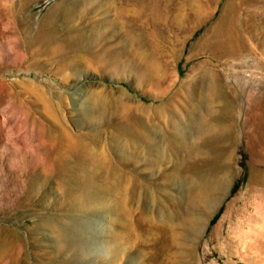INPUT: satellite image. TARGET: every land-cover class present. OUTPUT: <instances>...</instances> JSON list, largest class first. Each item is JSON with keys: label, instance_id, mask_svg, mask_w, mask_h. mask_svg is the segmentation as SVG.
<instances>
[{"label": "rangeland", "instance_id": "rangeland-1", "mask_svg": "<svg viewBox=\"0 0 264 264\" xmlns=\"http://www.w3.org/2000/svg\"><path fill=\"white\" fill-rule=\"evenodd\" d=\"M69 1L0 0V264H264V0H78L82 10L68 21ZM223 14L247 48L235 60L200 46ZM42 25L50 37L39 38ZM94 29L103 36L91 45ZM206 69L245 85L235 101L231 166L219 173L228 177L226 191L200 211L187 183L165 182L176 156L147 171L121 160L111 135H126L123 103L148 108L155 122L154 108L166 99L177 111L187 107V87ZM86 109L96 110L90 119ZM72 137L85 139L90 157L117 164L124 184L135 179L139 193H153L140 224L141 196L130 203L136 240L118 259L100 240L107 228L127 232L122 203L110 195L112 211L97 201L87 208L64 187L68 176L58 165L75 162ZM189 168L180 171L191 176ZM191 212L202 216L198 232ZM149 220L165 226V244Z\"/></svg>", "mask_w": 264, "mask_h": 264}, {"label": "bare ground", "instance_id": "bare-ground-1", "mask_svg": "<svg viewBox=\"0 0 264 264\" xmlns=\"http://www.w3.org/2000/svg\"><path fill=\"white\" fill-rule=\"evenodd\" d=\"M79 5L78 0L69 1L63 5L68 21H73L76 14L81 12ZM79 31L82 30L79 29ZM91 32L92 34L88 36L92 45L97 40H101L103 35L97 29ZM51 34L42 25L38 35L39 38H48ZM237 38L228 14H223L213 36L203 39L200 46L204 51L220 48L225 58L232 57L235 60L247 52V48ZM119 61H114L112 65L118 66ZM244 85H237L235 81L227 83L224 73L206 69L200 75L198 82L193 80L191 86L187 87V107H182L177 111L171 101L166 99L161 106L154 108L158 116L155 119L159 122H155L148 114V108L138 105L132 107L128 103H123L122 113L125 118L122 120L120 129L126 135L122 136L118 132L111 135L114 144L111 143L117 152L114 151L124 162L127 161L136 166L142 163L147 171L159 166H169L170 157L176 156L178 159L175 158L173 172H165L163 175L165 182L171 186L175 183H187L192 207L200 211H210L218 198L214 195L223 194L229 182L225 173L223 175L219 173L231 166L234 144L233 123L237 107L235 101L240 95L242 96ZM169 107L171 113H167ZM95 112L94 109H86L85 115L90 119ZM68 147V152L76 157L75 162L66 166L67 164L61 161L58 165V170L61 173L65 172V176H68V182L64 183L67 194L75 195L77 200L86 201L87 208L92 207V201H97L106 212L112 211L114 207L108 203V197L110 195L116 197V201L122 203L119 207L117 203L116 207L122 215L128 217L126 219L129 227L126 233L118 232L116 235L113 230L107 228L101 236L100 243L110 259H118L126 252L129 254L133 247L132 243L136 240L133 228L137 226L135 218L138 215L137 210L130 207V203L141 196L139 200L143 201L144 214L140 213L141 217L138 220L140 224L144 217L149 216L147 215V201L153 194L151 188L147 193L141 194L138 191L140 183L137 180L131 179L130 182L124 184L127 176L121 172L117 164L110 163L106 155L103 153L98 157L88 155V149L92 147L85 142V139L72 137ZM142 151L149 158H142L140 155ZM86 161H93V163L89 165ZM104 163H106V172L101 168ZM185 163L191 167L189 168L191 176H185L180 171V167ZM76 164H78L77 167ZM80 172L83 174L80 175ZM151 221L153 220L148 221L151 230L157 229L162 234L161 237L154 239L160 244H165L167 241L165 226H152ZM188 222L194 226L195 232H198L203 224L202 216L191 212ZM174 236L176 237L177 234L175 233ZM159 251L162 253V246Z\"/></svg>", "mask_w": 264, "mask_h": 264}]
</instances>
